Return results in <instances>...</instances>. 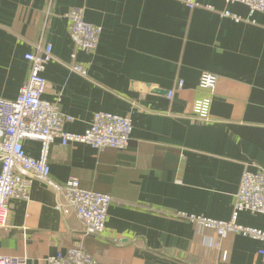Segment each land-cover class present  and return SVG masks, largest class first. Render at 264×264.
<instances>
[{
	"label": "crops",
	"instance_id": "obj_1",
	"mask_svg": "<svg viewBox=\"0 0 264 264\" xmlns=\"http://www.w3.org/2000/svg\"><path fill=\"white\" fill-rule=\"evenodd\" d=\"M198 1L190 9L179 0H0V97L16 98L29 74L25 54L50 44L42 97L61 95L60 110L73 118L65 130L83 132L97 111L132 122L124 150L58 141L49 148L53 180L76 176L83 188L120 201L108 207L104 232L85 234L71 210H56L54 190L34 180L29 200L9 202L2 254L45 264L81 243L100 264H264L259 240H220L172 216L229 220L243 171H264V14L239 2ZM71 7L102 27L93 52L70 39ZM226 10L240 20L221 15ZM74 63L87 75L74 72ZM202 73L218 75L209 121L192 115ZM178 80L183 89L167 98ZM24 147L38 157L39 142ZM237 222L264 230V214L241 212Z\"/></svg>",
	"mask_w": 264,
	"mask_h": 264
},
{
	"label": "built area",
	"instance_id": "obj_2",
	"mask_svg": "<svg viewBox=\"0 0 264 264\" xmlns=\"http://www.w3.org/2000/svg\"><path fill=\"white\" fill-rule=\"evenodd\" d=\"M190 9L201 7L198 0H179ZM245 4L251 13L264 14V0H224ZM211 8V6H207ZM239 21V16L230 11H223ZM65 17L69 22V36L73 45L85 52H93L99 42L102 27L84 19L83 7H71ZM52 57V46L46 44L37 53H26L24 58L29 62L30 69L26 82L20 87L14 99L0 97V231L7 229L9 202L11 199H30L31 186L39 180L52 188L58 196L56 210H71L82 224L85 234L101 235L106 226L107 211L111 204H120L111 195L85 189L76 176H69L60 184L52 179L48 154L50 145L58 141L65 146L70 143H82L93 149L102 151L106 148L124 150L129 146L132 122L129 116H121L106 111L93 114L89 126L81 133L65 130V123L73 118L60 110L61 95L57 94L54 101L42 97L48 82L43 76L46 64ZM75 58V54H71ZM70 68L82 75L87 69L77 63ZM218 75L202 73L198 87L202 94L192 103V115L200 121L210 120L211 104L216 96ZM184 87V81L178 80L167 90L166 96L171 99L176 92ZM39 142L38 157L27 154L24 141ZM241 212L264 214V171H243L238 191L235 194L234 206L229 220H217L183 211L173 212L172 216L188 220L192 224L212 229L222 240L230 234H238L262 242L257 254L264 257V230L250 227L237 222ZM220 248V241L214 243ZM227 250H222V260H226ZM0 264H28L26 256H9L0 252ZM45 264H100L88 253L81 243H76L65 251L47 256Z\"/></svg>",
	"mask_w": 264,
	"mask_h": 264
},
{
	"label": "water",
	"instance_id": "obj_3",
	"mask_svg": "<svg viewBox=\"0 0 264 264\" xmlns=\"http://www.w3.org/2000/svg\"><path fill=\"white\" fill-rule=\"evenodd\" d=\"M157 91V89H155ZM167 92V91H166ZM3 157V154H0V158Z\"/></svg>",
	"mask_w": 264,
	"mask_h": 264
}]
</instances>
